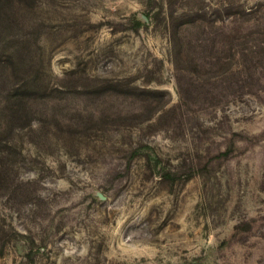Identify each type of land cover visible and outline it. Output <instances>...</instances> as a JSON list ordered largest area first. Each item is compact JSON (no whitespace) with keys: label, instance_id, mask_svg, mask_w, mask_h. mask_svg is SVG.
I'll return each instance as SVG.
<instances>
[{"label":"rangeland","instance_id":"obj_1","mask_svg":"<svg viewBox=\"0 0 264 264\" xmlns=\"http://www.w3.org/2000/svg\"><path fill=\"white\" fill-rule=\"evenodd\" d=\"M0 264H264V0H0Z\"/></svg>","mask_w":264,"mask_h":264}]
</instances>
